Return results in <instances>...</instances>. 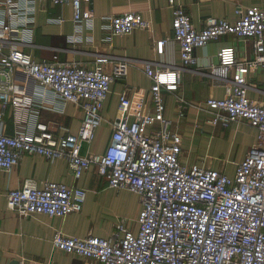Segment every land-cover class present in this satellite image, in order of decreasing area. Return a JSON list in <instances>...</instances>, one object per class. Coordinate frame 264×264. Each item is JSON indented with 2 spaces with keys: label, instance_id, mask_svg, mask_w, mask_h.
Here are the masks:
<instances>
[{
  "label": "built area",
  "instance_id": "1",
  "mask_svg": "<svg viewBox=\"0 0 264 264\" xmlns=\"http://www.w3.org/2000/svg\"><path fill=\"white\" fill-rule=\"evenodd\" d=\"M36 1L48 0H0L3 109L9 105L25 109L32 104L30 97L15 93L14 76L20 71L35 81L40 91L81 106L85 115L78 133L60 137L43 121L36 122L35 131L28 134L12 136L0 129V170H12L25 154L67 160L77 179L91 165H97L111 188L136 193L141 205L136 232L124 221L109 238L56 231L53 246L101 264H264V101L248 95L249 74L262 71L264 77V9L238 6L236 20L210 16L198 29L184 8L170 0L181 67L195 64L196 49L222 36L253 41L254 55L247 59H238L233 46L220 49L216 70L227 80L226 94L210 97L200 106L215 126L245 121L257 130L256 143L235 165L234 175H229L214 169L209 161L199 164L182 159L183 136L172 129V121L165 116L164 100V90L174 91L181 82L179 67L155 69L146 64L145 72L154 81L151 89H124L106 151L83 154V143H92L101 125L112 83L127 76L130 61L114 60L108 71L101 63L87 68L75 61L34 58L24 47L33 45ZM50 1L71 3L79 28L84 20L94 21L93 11L83 8L90 0ZM103 19L108 44L115 35L151 28V22L136 12ZM165 43H157L159 53ZM184 115L180 108L179 117ZM86 197L87 190L77 185L45 181L39 187L27 180L21 188L8 191L7 205L22 217L44 214L63 218L81 212Z\"/></svg>",
  "mask_w": 264,
  "mask_h": 264
},
{
  "label": "crops",
  "instance_id": "2",
  "mask_svg": "<svg viewBox=\"0 0 264 264\" xmlns=\"http://www.w3.org/2000/svg\"><path fill=\"white\" fill-rule=\"evenodd\" d=\"M184 8L198 29L205 25L207 17L237 19L238 6L260 7L264 0H175ZM83 8L93 11L92 24L84 20L79 28L74 21L71 3L56 4L50 0L36 1V27L33 45L24 47L34 58L57 62H79L87 68L97 63L106 70L111 62L127 58L130 61L126 77L112 83L103 109L102 122L92 143H83L82 153H104L111 141L114 121L118 115L119 94L127 87L149 91L154 81L145 72V65L153 68H181V82L174 91L164 90L165 116L172 121V129L183 136L182 159L187 163L209 165L234 175L235 165L244 159L257 141V130L245 121L228 127L209 123V115L200 106L210 97L222 98L226 94L227 80L218 73L219 51L233 46L238 59L254 55L252 39L234 35L222 36L196 49L197 61L182 66L180 48L174 40L173 8L170 0H90ZM126 12L140 13L151 22L150 29L137 28L128 35H115L111 44L104 41L107 30L103 17ZM62 19V22H51ZM165 40L159 53L157 43ZM232 77V71L228 73ZM251 99L264 101V77L262 71L249 74ZM15 93L28 96L32 104L18 109L9 105L3 109L0 101V129L8 135L32 133L36 122H46L56 137L78 133L84 119V110L72 102H65L48 91H40L35 81L24 77L20 71L14 76ZM182 101V102H181ZM183 108L184 117H179ZM21 111V112H20ZM20 112V117L19 115ZM30 180L41 187L45 181H57L77 185L87 190L81 212L63 218L40 214L20 216L7 205V193L21 188ZM141 205L139 196L128 189H113L107 177L91 165L77 179L67 160H50L41 155L25 154L10 171L0 170V264H101L95 259L67 253L53 246L56 231L85 237L89 234L109 238L120 222L138 230L136 222Z\"/></svg>",
  "mask_w": 264,
  "mask_h": 264
}]
</instances>
